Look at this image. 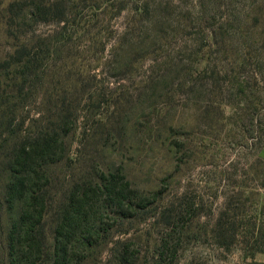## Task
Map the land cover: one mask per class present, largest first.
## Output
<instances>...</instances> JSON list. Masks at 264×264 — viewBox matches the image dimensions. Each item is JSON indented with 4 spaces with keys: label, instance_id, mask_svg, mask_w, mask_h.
Returning <instances> with one entry per match:
<instances>
[{
    "label": "rangeland",
    "instance_id": "rangeland-1",
    "mask_svg": "<svg viewBox=\"0 0 264 264\" xmlns=\"http://www.w3.org/2000/svg\"><path fill=\"white\" fill-rule=\"evenodd\" d=\"M52 131L53 208L111 175L129 196L67 264H264V0H0V264L2 162Z\"/></svg>",
    "mask_w": 264,
    "mask_h": 264
},
{
    "label": "trees",
    "instance_id": "trees-1",
    "mask_svg": "<svg viewBox=\"0 0 264 264\" xmlns=\"http://www.w3.org/2000/svg\"><path fill=\"white\" fill-rule=\"evenodd\" d=\"M61 135L57 131L40 134L31 144L23 143L14 151L12 158L2 162L4 205L8 214L15 218L9 236L11 264H15L19 250L27 258L32 255L41 257L51 250L55 256V259H50L52 264H67L69 248L78 237L86 241L97 235L96 226L90 221V208L97 198L105 197L107 206L119 211L129 201V196L123 195V188L118 184L119 179L117 182V177L111 175L110 179L100 178L94 186L75 185L64 191L58 195L59 202L53 208L49 196L58 193L50 191L48 167L64 146ZM50 212L53 214L51 217ZM48 218H52L50 223ZM50 235L52 242L49 249L47 242ZM89 243L87 241L83 245L90 246Z\"/></svg>",
    "mask_w": 264,
    "mask_h": 264
}]
</instances>
